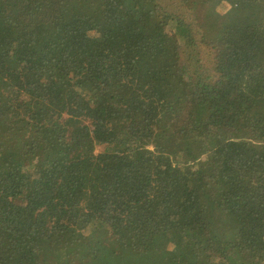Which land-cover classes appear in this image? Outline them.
Segmentation results:
<instances>
[{
  "label": "trees",
  "instance_id": "trees-1",
  "mask_svg": "<svg viewBox=\"0 0 264 264\" xmlns=\"http://www.w3.org/2000/svg\"><path fill=\"white\" fill-rule=\"evenodd\" d=\"M0 264H264V0H0Z\"/></svg>",
  "mask_w": 264,
  "mask_h": 264
},
{
  "label": "rangeland",
  "instance_id": "rangeland-1",
  "mask_svg": "<svg viewBox=\"0 0 264 264\" xmlns=\"http://www.w3.org/2000/svg\"><path fill=\"white\" fill-rule=\"evenodd\" d=\"M202 57H203V55H202Z\"/></svg>",
  "mask_w": 264,
  "mask_h": 264
}]
</instances>
